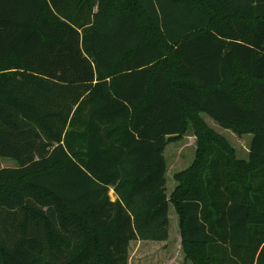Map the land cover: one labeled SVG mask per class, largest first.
Returning <instances> with one entry per match:
<instances>
[{
	"label": "trees",
	"instance_id": "1",
	"mask_svg": "<svg viewBox=\"0 0 264 264\" xmlns=\"http://www.w3.org/2000/svg\"><path fill=\"white\" fill-rule=\"evenodd\" d=\"M0 156V264H129L170 203L185 262L264 264V0H0Z\"/></svg>",
	"mask_w": 264,
	"mask_h": 264
},
{
	"label": "rangeland",
	"instance_id": "2",
	"mask_svg": "<svg viewBox=\"0 0 264 264\" xmlns=\"http://www.w3.org/2000/svg\"><path fill=\"white\" fill-rule=\"evenodd\" d=\"M205 118L211 127H213L218 133L220 132V134H223L227 138L229 143L235 148L236 155L238 158L247 157L250 142L253 135L246 134L240 137L231 130L220 127L210 117L205 116ZM197 144H198L197 137L193 132V128L190 127L187 134L184 136V138L181 141L171 143L166 147L164 154L166 160L168 161L167 184H166L168 197L172 196L173 192L178 186V182L175 181L174 179V174L178 171L187 168L190 165L193 158L195 157ZM18 165L19 164L15 159L0 156V169L4 167H18ZM112 197L113 199L115 198L113 192H112ZM169 216L171 218V223L169 227V232L171 234V244L175 245V248H177L180 239V236L178 235V231H179L178 214L176 212L175 206L172 203H170ZM136 247H137L136 244L133 243V246L131 247V251H130L132 256L134 254ZM179 263H181V261H179ZM130 264H135L134 257L133 259H131Z\"/></svg>",
	"mask_w": 264,
	"mask_h": 264
},
{
	"label": "crops",
	"instance_id": "3",
	"mask_svg": "<svg viewBox=\"0 0 264 264\" xmlns=\"http://www.w3.org/2000/svg\"><path fill=\"white\" fill-rule=\"evenodd\" d=\"M205 116L207 115H204V118ZM216 124L219 125L218 123ZM248 154H249V150H248ZM247 158L248 155L246 158H241V159H247ZM194 159L195 157L193 158L191 163H193ZM169 220L171 223L170 216H169ZM170 223H169V227H170ZM178 225H179L178 235L180 236V239L177 248H175V245L171 244L170 232H169V238L166 241L134 240L131 242L130 251H131V247L133 246V243H135L137 247L134 251L133 256L130 253L129 264L131 262V259H133V257L135 264H190L191 262L189 261L185 262V254L182 247V235L180 230L179 216H178ZM179 261H181V263H179Z\"/></svg>",
	"mask_w": 264,
	"mask_h": 264
}]
</instances>
